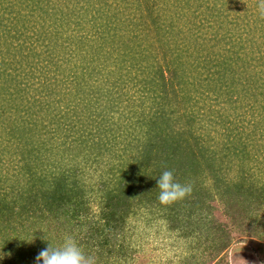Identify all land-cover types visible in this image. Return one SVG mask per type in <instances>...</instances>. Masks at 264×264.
I'll use <instances>...</instances> for the list:
<instances>
[{
  "label": "trees",
  "instance_id": "16d2710c",
  "mask_svg": "<svg viewBox=\"0 0 264 264\" xmlns=\"http://www.w3.org/2000/svg\"><path fill=\"white\" fill-rule=\"evenodd\" d=\"M238 4L0 0V264L67 237L129 264L142 215L187 241L177 264L264 241V0ZM165 170L192 186L170 205Z\"/></svg>",
  "mask_w": 264,
  "mask_h": 264
},
{
  "label": "rangeland",
  "instance_id": "374dc122",
  "mask_svg": "<svg viewBox=\"0 0 264 264\" xmlns=\"http://www.w3.org/2000/svg\"><path fill=\"white\" fill-rule=\"evenodd\" d=\"M242 2L243 0H239V4L236 7H242L240 6ZM241 13L244 16L246 14V11ZM249 34L250 33L245 32L244 34H242L241 37H239L240 39H236L237 38L236 36L233 37L232 40L241 41V44H243V46L247 50L249 43L247 39ZM207 37L208 40L212 38L211 35H208ZM249 37L251 38V35ZM189 44H192L194 48V44H198V43L194 38H190ZM204 48H205L204 53L210 48L208 41ZM193 51L197 52L195 48L193 49ZM207 103L208 104L205 105L210 107V105L214 104L215 102L207 101ZM238 110L241 111V108H237V111ZM223 111L229 114L234 112L232 107H228L227 109L225 108V110ZM216 127L218 126L212 123L208 127V131H210V133L213 135V138L215 139L216 137L219 138L218 132L215 130ZM216 140H213L212 142L215 143ZM136 223H137V227L134 231V234L131 235V237L133 240L134 247L137 248V252H135L133 259L129 260V264H177L180 260H183L186 256L193 254L187 241L177 240L170 237V234L167 232V227L166 225H164L162 220L157 221L148 217L146 218L145 215H142L138 219V221H136ZM242 241H243L242 245L244 246L247 245L249 246L250 249L253 248L252 253L248 255L245 254L234 255L231 252H229L227 256V261H229L231 264H264V241L261 242V240L254 235L246 236L245 238L242 239ZM208 264H219V263L215 261H210Z\"/></svg>",
  "mask_w": 264,
  "mask_h": 264
},
{
  "label": "clouds",
  "instance_id": "9594fccd",
  "mask_svg": "<svg viewBox=\"0 0 264 264\" xmlns=\"http://www.w3.org/2000/svg\"><path fill=\"white\" fill-rule=\"evenodd\" d=\"M153 178H156V187L159 189L158 200L163 205L184 199L192 192V186L178 182L170 170ZM0 259H3V255H0ZM41 261L42 264H96L95 257L87 254L72 237H67L60 246L49 243L36 257L37 264Z\"/></svg>",
  "mask_w": 264,
  "mask_h": 264
}]
</instances>
